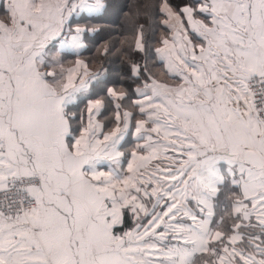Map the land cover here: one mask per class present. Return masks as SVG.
<instances>
[{"label":"snow or ice","instance_id":"obj_1","mask_svg":"<svg viewBox=\"0 0 264 264\" xmlns=\"http://www.w3.org/2000/svg\"><path fill=\"white\" fill-rule=\"evenodd\" d=\"M108 7L0 0V264H264V0Z\"/></svg>","mask_w":264,"mask_h":264},{"label":"trees","instance_id":"obj_2","mask_svg":"<svg viewBox=\"0 0 264 264\" xmlns=\"http://www.w3.org/2000/svg\"><path fill=\"white\" fill-rule=\"evenodd\" d=\"M147 2L148 0H107L109 7L103 16L89 21L90 24L97 26L101 31L96 36L95 43L90 46V50L83 53L84 58L91 59L95 57L97 55L96 49L105 42L114 43L119 48L118 41L122 39V34L127 30L128 17L136 12L138 6ZM173 2L180 4L183 0H173ZM105 66L109 67L110 70L120 67V62L115 53L108 58Z\"/></svg>","mask_w":264,"mask_h":264}]
</instances>
